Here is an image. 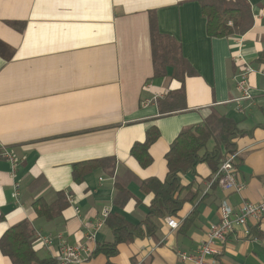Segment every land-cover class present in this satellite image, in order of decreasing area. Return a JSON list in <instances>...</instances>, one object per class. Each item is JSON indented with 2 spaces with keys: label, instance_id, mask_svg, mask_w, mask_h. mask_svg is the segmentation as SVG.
<instances>
[{
  "label": "crops",
  "instance_id": "0c3cea01",
  "mask_svg": "<svg viewBox=\"0 0 264 264\" xmlns=\"http://www.w3.org/2000/svg\"><path fill=\"white\" fill-rule=\"evenodd\" d=\"M246 1L253 13L250 31L210 38L197 0H0V148L18 162L12 173L0 157V237L27 220L41 235L61 234L70 245H87L89 257L83 256L80 264H106L105 256L93 255L99 244L112 242L105 223L92 242L84 236L94 231L103 210L118 211L113 206L115 186L132 195L119 212L133 225L143 221L152 194L140 189L141 182L163 181L170 144L212 112L236 124L234 167L241 191L224 190L212 182L209 167L199 164L194 173L181 177L180 197L188 192L196 196L175 217L178 228L170 230L165 219H158L152 236L118 245L109 262L181 264L178 253L197 248L209 225L220 220L222 202L235 210L241 203L261 201L264 77L249 75V102L238 101L232 80L239 58L255 71L264 68L256 63L264 51V0ZM150 14L158 33L178 43L195 72L182 83L171 67L166 76L153 77ZM180 89L185 109L160 115L158 101ZM154 97L155 103L143 106ZM151 127L159 136L148 150L151 164L142 169L130 149L144 141ZM212 147L209 143L207 148ZM107 158L115 162L111 177L92 168L81 183L73 182L74 165ZM57 193L73 199L74 205L67 204L51 222L37 218L32 203L39 198L52 203ZM188 219L187 228L180 229ZM246 228L248 235L237 228L216 245L215 264H264V220H248ZM56 246L54 241L48 250L35 241L33 249L40 259H52ZM0 264L11 263L0 253Z\"/></svg>",
  "mask_w": 264,
  "mask_h": 264
},
{
  "label": "trees",
  "instance_id": "16d2710c",
  "mask_svg": "<svg viewBox=\"0 0 264 264\" xmlns=\"http://www.w3.org/2000/svg\"><path fill=\"white\" fill-rule=\"evenodd\" d=\"M197 2L205 19L206 35L210 38L241 36L253 26L252 9L246 0H197ZM149 38L154 78L166 76L167 67L173 69L172 76L181 83L186 76L195 75L190 65L182 58L178 43L158 33L153 14L149 17ZM256 63L264 66V51L258 54ZM165 99L157 103L160 115L185 109L183 89L168 94ZM236 135L234 121L217 112H212L201 124L180 131L164 156L167 168L164 180L151 178L141 182L140 189L144 193L152 194L144 220L133 225L119 212L124 209L132 195L125 188L116 185L113 206L118 211L110 213L104 222L112 234V242L99 244L93 255H103L108 259L106 264H111L109 259L117 255L118 245L130 243L136 238L152 236L157 229L158 219L167 217L175 219L184 203L192 202L196 196L195 193L188 192L185 197H180L184 191L181 177L194 173L199 164H206L212 175L216 173L219 165L228 156L235 154ZM158 136V131L151 127L146 131L144 141L133 144L130 149V156L142 169L152 162L148 150ZM209 143L213 144L211 150L207 148ZM114 166L115 162L110 158L81 162L73 166L72 180L81 183L92 168H101L111 177ZM67 204L66 196L57 193L52 203H46L41 198L35 200L32 209L37 218L51 222L61 215ZM191 221L186 220L180 229L187 228ZM34 233L32 225L27 220L12 225L0 237L1 255L8 258L11 264H56L53 259L38 257L33 249Z\"/></svg>",
  "mask_w": 264,
  "mask_h": 264
},
{
  "label": "built area",
  "instance_id": "2783aa9c",
  "mask_svg": "<svg viewBox=\"0 0 264 264\" xmlns=\"http://www.w3.org/2000/svg\"><path fill=\"white\" fill-rule=\"evenodd\" d=\"M237 52V51H236ZM237 70L232 77L234 87L239 94L238 101L249 102L252 99L250 86L248 83V77L253 72H257L264 77V68L255 71L252 67L247 65L240 58L238 59ZM150 86H146V88ZM152 100V101H151ZM143 102V106L146 107L150 102H156V98H152ZM0 157L7 160L10 165L12 173L15 171L18 164L13 154L7 151L4 147L0 148ZM236 154L228 156L218 167L216 173L212 175V182H216L226 191L239 192L242 189V185L236 180L234 160ZM18 185H13V196L18 198ZM67 203L74 205V201L71 198H67ZM221 218L218 222L210 224L207 228L204 239L200 242L197 248L193 252H179L178 260L181 264H215L212 259L216 255V245L225 242L226 238L233 233L237 228H243L245 235H248V229L246 228V222L253 220L260 222L264 220V196L258 203H241L237 209H232L227 203L222 202L220 205ZM76 215L79 213L77 207H74ZM109 215L108 210H103L100 214V219L95 225L94 231L87 232L84 236V240L92 242L94 239L95 231L102 226L105 219ZM165 224L170 230L178 228V222L171 218H165ZM35 241L41 243L43 247L50 250L54 241L57 244L56 253L52 254L51 258L56 264H80L82 257H89V249L85 244L70 245L63 240L61 234H57L55 237L51 235H41L39 232L34 233Z\"/></svg>",
  "mask_w": 264,
  "mask_h": 264
},
{
  "label": "rangeland",
  "instance_id": "374dc122",
  "mask_svg": "<svg viewBox=\"0 0 264 264\" xmlns=\"http://www.w3.org/2000/svg\"><path fill=\"white\" fill-rule=\"evenodd\" d=\"M229 25H230V23H229ZM39 256H40V257H42V255H41V254H39Z\"/></svg>",
  "mask_w": 264,
  "mask_h": 264
}]
</instances>
